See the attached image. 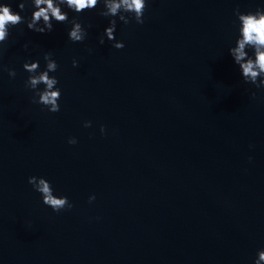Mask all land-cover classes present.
Wrapping results in <instances>:
<instances>
[{"label": "water", "instance_id": "95a60500", "mask_svg": "<svg viewBox=\"0 0 264 264\" xmlns=\"http://www.w3.org/2000/svg\"><path fill=\"white\" fill-rule=\"evenodd\" d=\"M6 2L30 17V5ZM146 3L143 24L117 19L122 49L98 42L109 19L99 9H62L86 28L80 43L55 21L45 34L9 29L0 63L16 75L0 71V264H252L264 249V88L245 84L228 52L234 9L264 0ZM45 52L58 64L55 113L24 86L23 63L43 70ZM30 176L72 208L53 212Z\"/></svg>", "mask_w": 264, "mask_h": 264}, {"label": "clouds", "instance_id": "9594fccd", "mask_svg": "<svg viewBox=\"0 0 264 264\" xmlns=\"http://www.w3.org/2000/svg\"><path fill=\"white\" fill-rule=\"evenodd\" d=\"M26 5H30L33 9L30 17H24L18 12H14L11 4L6 0L0 3V58L3 56L4 46L9 39V29L20 24L26 25L30 31L41 34L53 30V21L70 24L71 27L67 31L68 40L73 43L83 42L87 36L86 28L82 26L76 16L69 19L68 13L63 11V8L77 14L99 9L97 14L109 19L108 26L104 28L103 35L98 42L103 44L106 37L108 41H115L112 44L113 48L122 49L124 47L123 42L116 41L114 36L117 19L124 25H128L131 21H135L136 24H143L144 13L147 8L146 0H19L17 8L23 12ZM101 5L102 7H100ZM234 15L238 21V35L234 45L228 48V52L239 68L241 80L258 89L264 88V8L257 7L255 11L246 13L237 8L234 9ZM27 47L28 45L25 44L24 48ZM249 49L251 55H249ZM43 60L45 62L43 70H40L39 61L23 63V70L29 74L24 81V86L33 93L32 103L42 105L49 112L55 113L60 110L61 90L57 87V78L50 76L49 73L56 72L58 64L52 58L51 52H45ZM72 66H78L77 60H72ZM0 71H7L9 77L16 75L14 69L5 68L2 63H0ZM41 84L44 85L42 90L39 88ZM255 95V92L251 93L253 98ZM84 127H91V121H85ZM100 131L102 134L105 132L103 125L100 126ZM67 143L76 144L77 141L74 137H70ZM27 182L34 191L40 194L41 202L50 207L53 212L58 213L72 208V204L66 196L53 194V187L45 178L30 176ZM94 199V195L88 198L89 202ZM252 264H264V249L257 251Z\"/></svg>", "mask_w": 264, "mask_h": 264}]
</instances>
